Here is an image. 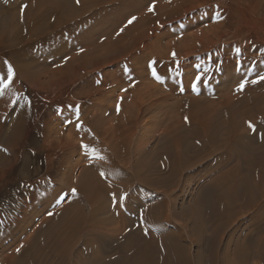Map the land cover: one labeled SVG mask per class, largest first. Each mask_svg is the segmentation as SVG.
Returning <instances> with one entry per match:
<instances>
[{"label":"rangeland","instance_id":"obj_1","mask_svg":"<svg viewBox=\"0 0 264 264\" xmlns=\"http://www.w3.org/2000/svg\"><path fill=\"white\" fill-rule=\"evenodd\" d=\"M31 1L35 4L44 2L46 5H50L51 3H49V1L58 0H0V17L5 9L7 12H12L13 14L19 9V18H22L24 15L21 14V7L19 4L31 5ZM62 1L70 2L69 5L74 9L75 13L73 16L74 19L72 18L69 22L60 25L58 30L60 32H64L66 28L67 30L75 28H80L81 30L73 35L63 36L59 49L65 51L62 52L60 50L63 56L60 54L57 61L53 63L52 66H45L43 63H37L30 68L34 69L36 66L35 69L31 71L34 72L36 76H41L42 79L50 71L51 67L56 68L57 72H64L67 68L66 64L69 57L76 56L80 54V52L82 53L84 50H88L90 47L100 48L102 44L104 46L111 43L112 40L119 37L120 34L117 35V33L132 16L137 17V19L131 25L124 27V30L129 27L131 28L136 22L139 23V21L149 13L147 9L151 3H155L156 8L154 9V13H159L161 17H166L168 5L172 2H180L181 0H105L106 3L102 5L94 4L98 2V0H91V3L90 0L89 2L87 0V4H90L92 7L85 12L86 14L80 13V4L77 3V0ZM80 1L81 0H79V2ZM188 2L193 3L189 6L190 11L188 10L184 14H177L178 18L172 20V22L167 21L166 23L164 22L165 19L163 24H159L158 26L154 22L151 26L143 22L131 29L130 33L125 35L122 39V43L124 44L125 42L127 44L130 42L131 44H129V46H132L131 41L136 32L142 30L146 31V36L141 41V47L139 46L136 51L130 52L134 54L129 53L130 55H126L127 57H124V59L121 58L120 61L115 62L116 64H109L104 67L103 70L101 69L102 71H100V69L91 70L89 68L86 72H79L74 78L76 85L74 84L75 87L73 90H75V93L74 91L73 93L75 97H73V101L76 103L69 110H49L42 102V92L32 83L13 80L9 87L4 89L9 97V101L12 99L9 104L8 116L6 115L5 118V124L9 123L14 117V114L18 111L19 103L17 102L19 98H21L25 100L27 104L32 105L30 107L32 118L35 117L39 111L43 110L44 115L41 116L39 120H46L48 123L47 125L42 124V127L40 125L37 131H43V129L44 131H49L51 129L54 130L56 135H52L50 138L47 137V140L43 143L38 139V133L34 130V132L32 131L35 138L38 139L36 142L39 144V149L34 155H31L32 157L30 156L25 159L28 168L25 167L24 179L20 187L22 192L21 198L24 200L27 199L28 201L24 213L25 224H23V230H26L23 231V239H27L26 241L28 242L31 241L35 235L34 229L38 225L42 226L51 219L53 220L55 217H52L60 213L61 209L70 203L72 197L73 199L79 197L77 198V203L79 208L83 211L85 223L82 220L78 227L79 230L73 234L74 237H72V239L74 238V240H71V242L76 243L75 246H77L73 256L82 255V257L87 256L88 258L91 256L99 258L116 256L119 252L118 248L121 251L122 249L127 251L134 246V244L138 243L141 245L144 240L142 237V229L147 226L153 227V225H155L180 235V241L188 255V264H216V260L220 261H218L217 264H236L234 256L232 254L231 256L229 253L230 251H225L224 254L223 251L224 249L231 250L238 244V248L246 246L244 248L251 249V251L249 249L248 253L252 255L249 256L250 258L247 259L246 263L243 262L242 264H264L258 254H253V250L257 249V247L254 246H256V244L258 245L260 239L264 237V229L262 231L258 229L259 224L264 223V216L258 215L259 211L264 206V195L262 196L263 198L261 197L260 204L251 209L247 214H244V217H238L237 222H235L236 227L233 225V227L229 228L234 230L231 231L227 229V232L225 231L226 233L224 232L221 238H219V242L213 240L212 225L207 215L202 213L198 206L200 205L198 201L200 181L201 186L204 184L210 186L216 182V178L219 179V177L224 176L225 173L229 174L233 170L240 168V166L245 167V160L253 158L250 151H247V146H261L263 143H261V141H264L263 137L260 135L254 139L244 138L245 142H242V146H236L238 149H236V147L232 149L229 148L230 146H227L228 143L225 144L227 140L223 139V136L220 137V135H222L221 132L215 138H218L217 140L220 139L216 144H207L203 142L202 139L201 141L197 139L194 140L193 138L191 139L189 135L187 136L184 133V127L182 128L181 125L184 123L183 126L187 127L191 122H194L192 118H194L195 121L196 119L198 120L193 123L195 126L198 125L196 127L197 129H204L207 121L211 118L214 123L213 125H218L219 122L223 121L225 118L220 120L221 116L218 118L219 115H216L217 109L220 110L223 106L222 104H224L222 100L225 102L230 96L233 97L234 95L240 94L242 91H237V88L242 81H249V83L246 84L247 86L252 80H256L258 75H264V0L254 1L257 3L253 11L254 20L251 18V20L244 22L239 17L233 19L238 23H233L231 28L239 29L240 34H244L248 38L246 42L248 51H242V49L239 48L241 50L239 54H237L236 49L229 50L224 44H220V46L217 44L211 49L209 48V50L200 52L201 43L207 41L205 37H202L200 32L201 30H205L206 27L209 28V24H212L213 18L210 16V9H205L201 1L188 0L175 7L176 9L178 7L186 8ZM154 13H149L148 15L153 16ZM10 15L12 14L10 13ZM47 39H51V36L48 33L41 32L27 40L32 42L34 49L39 50L41 48L38 45ZM25 41L26 40H23V43ZM86 41H88V43ZM161 43L163 45H161ZM168 43L183 45V48H181L182 51L189 55L186 57L180 55L178 50H176L178 51L176 52L170 48L171 45H169L168 48L165 47ZM196 44L199 45L195 48L194 45ZM218 47H221L222 50ZM81 49L83 50L81 51ZM101 49L98 51H102ZM193 49L198 50L196 51ZM69 50H71V52H69ZM171 53H175V57H173ZM128 60L129 62H127ZM238 60L242 64V68L239 71L236 70ZM152 61H156V64L149 67L148 64ZM58 62L60 63L58 64ZM114 70L115 73H113ZM153 70H155L156 74L160 77V81L156 80L152 75ZM114 74H117V76L115 75V77ZM196 76L201 77V82L197 85L198 90L193 91L192 84L196 82ZM117 78L119 80H117ZM181 88H183V92ZM76 94L81 95V98ZM34 99L37 101V109L33 107ZM40 100L41 103L39 102ZM117 104H119V111H117ZM195 104L197 106H193ZM183 105L185 106L182 107ZM187 111L189 114L186 113ZM188 115L189 118L186 117ZM77 116L79 117V124L82 125V127L77 126ZM185 117L188 118L189 120L187 119V121L190 122L189 124L187 123V126L185 125ZM64 118H66V120ZM117 122L119 125L116 124ZM115 125L118 127H115ZM242 127L247 129L246 126ZM173 131L175 132L172 135ZM102 132L103 134H107L103 136V134H100ZM182 132L184 136L186 135L183 139V144L185 142L187 145H194H189L190 149L183 162L184 165L182 168L187 165L188 168L184 169L176 178H172L168 170L161 169V165L164 163L165 153L168 151L175 152L179 149L176 147L177 145L173 144V136L181 134ZM68 139H70V141L73 140L71 143H76L74 144L75 147L72 149L73 151H69V154L67 149H64L67 147H63L64 140ZM114 139L117 140L114 142ZM186 141L188 143H186ZM117 144H120L119 147L116 146ZM243 144L246 146L244 147ZM82 145H88L89 149H95V155L86 156ZM47 146H49L50 149ZM199 146L203 147L201 148ZM41 147H43V149ZM51 148L53 150H51ZM240 148L243 150H240ZM65 152H67V157L64 154ZM97 156L103 159L95 158ZM109 156H111V158ZM57 157L58 161L59 159H63L64 161L60 168L59 166L57 168L55 167L57 164L56 162H58ZM224 158H227L226 160L229 162L226 161L227 163L225 162V165L223 164L222 167L218 169L215 167L216 170L212 169L218 164V160L221 161L224 160ZM19 159L23 160L22 157H19ZM37 161H40L39 163L41 164L38 170L33 167ZM113 163L118 166H113ZM193 164L195 166H193ZM212 164L214 165L212 166ZM62 166H64V168ZM101 172H104L106 176L102 177L100 175ZM139 177L141 181L147 183V188L143 189V187L140 188V186L138 187V185H136ZM18 180H20L18 175H14L10 179H7L4 184L0 185V191L15 185ZM94 180L97 181L99 188L97 190L98 192H93L92 199L88 200L84 197L82 198L77 193L72 195L71 188L77 183L83 181L94 185ZM37 181L42 183V191L34 198L33 195L31 196L30 187L32 183L36 184ZM85 187L89 188L88 186ZM113 194H115L117 198L122 197L123 194V196L127 195V200L123 199L120 200L118 205L114 204ZM61 198H63V202H58ZM151 204L158 213L154 221L151 220L152 218L143 215L146 207H150ZM17 206L18 204L15 201L13 208ZM49 213H52L53 216L49 215ZM199 214L202 216L200 217ZM141 216L143 217V221L140 219ZM195 216L198 217L195 218ZM128 225H132L129 230ZM209 226L210 228H208ZM24 227L26 228L24 229ZM238 227H240L239 231ZM13 230L15 231L17 229L14 228ZM31 232L33 233L31 234ZM30 236L32 238H30ZM69 236H72V234L70 233ZM149 237L151 240L152 237ZM129 238L131 242H129ZM45 239H47V237H40L43 243ZM220 239L222 241H220ZM254 240L255 242H253ZM239 241H243V244L238 243ZM214 242L217 244L215 245L217 248V255L215 256L209 253V249L214 245ZM16 245L17 244L14 243L10 251H14L13 249ZM46 251L47 250L42 254V257H44V254L46 256V258H43V262H45V264H57V260L53 257L50 258ZM12 254L9 255V258H11V256L12 258L14 257L15 254ZM5 255L6 253L0 254V264H6L5 261L7 260L4 261ZM1 256L4 257L1 258ZM26 259L28 261L25 260L21 264H31V260L28 258ZM73 259L75 260L74 257ZM80 264L86 263L82 262ZM87 264L89 263L87 262Z\"/></svg>","mask_w":264,"mask_h":264},{"label":"bare ground","instance_id":"obj_2","mask_svg":"<svg viewBox=\"0 0 264 264\" xmlns=\"http://www.w3.org/2000/svg\"><path fill=\"white\" fill-rule=\"evenodd\" d=\"M86 1L87 0H81L80 2H82V3L79 2V4H80L79 9H80L81 14L85 13L90 7H92L90 4H87ZM186 1H188V0H181L180 2H176V3L172 2L173 4L172 3L169 4L166 15H165L166 17H161L159 13H154L153 16H150V15H148L149 14L148 13L145 17H143V18L141 17L142 19L139 21V23L136 22L131 28L129 27L126 30H124L123 32H121L119 37L112 40L111 43H109L108 45L103 46V44L101 43L102 45L100 48L90 47L88 50H84V52H82V53L80 52V54H78V52H77L78 55H76V56L69 57L67 59V64H66L67 68H66V70H64V72H59V71L57 72L56 68L51 67L50 71L46 74V76L43 79L41 76L38 77L34 74V72L31 71V70H34L36 66L34 67V69H30V68L33 65H36L37 63H43V64H45V66L46 65L52 66L53 63H55L57 61V58L59 57V55L62 54L60 52V50L62 51V49H59V47L62 43L63 36L73 35L77 32H80V30H81L80 28H75V29H70V30H67V28H66L64 30V32H60L58 30V27L60 25L64 24L65 22H69V20H71L73 18L74 13H75L74 9L70 7V5H69L70 2H68V1H64V2L62 0L49 1V3H51L50 5H46L44 2H40L39 4H35L33 1H31L32 2L31 5H28L27 9L24 10V14H23L24 16H22L23 19L20 17L22 20L19 18V16H20L19 15V12H20L19 9H17V12H15L14 14L12 12H10L12 15H10V13L7 12V10L5 9L3 11L2 16L0 17V88H3V83L5 81V77L7 74V66L4 64V61L7 60L13 66V69L15 71V76L13 77V80L34 84L38 88V90H40L42 92V94H41L43 96L42 102H43V104L46 105V107H48L49 110L50 109H51V111L52 110H69L76 103V102L74 103V101H73V99H74L73 97H75L74 96L75 90H73L75 87L74 84L76 85V82H74V78H75V76H77V74L79 72H81V73L86 72L89 68L91 70H99L100 69V71H102L103 68L108 66L109 64L118 62L121 60V58L124 59V57H127L130 54H134V53H130V52H134V50L136 51V49H138L139 46L141 47V45H142L141 41L143 38H145L146 31L142 30L140 32L135 33V35L133 36V39L131 41L132 46H129V44H131L130 42L128 44L126 42H125V44L122 43V39L124 38V36L129 34L131 29L135 28L136 26H138V24L140 25L143 22H144V24L147 23L150 26L154 22L158 26L159 24H163V21L165 19L166 20L164 22H166V23H167V21L172 22V20H176L178 18L177 14H179V13L184 14V13H186V11H188V10L190 11L189 6H191L193 4L192 2H190V3L188 2V5L186 4L187 5L186 8L178 7L179 9L178 8L176 9V7H175V6H178V4H180L182 2H186ZM196 1H201L202 2L201 4L205 6V9H210V16L213 18L212 24H209V28L206 27L205 30H201V32L199 31L201 33L202 37H205V39H207V41L205 43H201V51L200 52H203L205 50H209V48L211 49L212 47L216 46L217 44H218V46H220V44H224L226 46V48L229 50L240 48V49H242V51L243 50H246V52L248 51V47H247V43H246L248 41L247 36L244 34H240L239 29L231 28V25L233 23H238V22L233 20V19H235V17L241 18V20H243L244 22L251 20V18H253V20H254L253 11H254V7L257 6V5H255V4H257L254 2L255 0H196ZM88 2H89V0H88ZM90 3H91V0H90ZM105 3H106L105 0H102V1L98 0V2H96L94 4L95 5H102ZM94 4H93V6H94ZM19 6L21 7L22 4L21 5L19 4ZM77 6H78V4H77ZM217 6H218V8H217ZM39 9H40V11H39ZM216 10H219L221 12V15H222V19H220L219 21H217L215 19V11ZM78 16H80V15H78ZM192 19H194V18H192ZM145 29H147V28H145ZM41 32L42 33H48L51 36V39H49V40L47 39L43 43L39 44L38 46L41 49L37 50V49H34L32 42L30 40H27V39H29L32 36H34L38 33H41ZM23 40H26V41L23 43ZM242 40H243V42H242ZM86 42L88 43V41H86ZM52 43H53V45H52ZM77 43H76V45H77ZM82 44H81V46H82ZM161 45H163V44L161 43ZM169 45H171L170 48L172 50H175V51L178 50L180 55L185 56V57L187 55H189V54H185L182 51L181 48H183V45H181V44L178 45L175 43H172V44L168 43L165 45V47L168 48ZM198 45L199 44H196V45H194V47L196 48ZM153 47H154V45H153ZM71 48H72V46H71ZM218 48L221 49V47H218ZM99 49H101L102 51H98ZM193 50H196V49H193ZM64 51H62V52H64ZM178 51H176V52H178ZM69 52H71V50H69ZM193 53H195V52H193ZM72 55H73V53H72ZM61 56H63V54ZM160 58H162V57H160ZM64 59H63V61H64ZM127 62H129V60ZM59 63L60 62H58V64ZM63 64H65V63H63ZM56 66H57V63H56ZM158 66H160V65H158ZM36 70H38V69H36ZM42 70H43V68H42ZM143 70H144V66H143ZM113 73H115V70ZM172 73H174V72H172ZM115 75L117 76V74H114V76ZM161 75H162V73H161ZM112 76H113V74H112ZM117 80H119V79L117 78ZM117 80H115V81H117ZM167 81H169V80H167ZM171 84H173V83H171ZM169 86H171V85H169ZM80 90L83 91L82 89H80ZM73 91H74V93H73ZM79 94H76V95H79ZM79 96L81 98V95H79ZM80 98H79V100H80ZM11 101H12V99H11ZM11 101H9V97L7 96L5 90L3 89L2 94H0V149H6V151L0 150V185L4 184L7 179H10L14 175H18V177L20 178V180H18V182L15 185H12L11 187L5 188V189L0 191V252H1L0 254L6 253L5 258H4V261L7 260V261H5L6 264H21V263H23V261L27 260L26 258L31 260V264H45V262H43V258H46L45 254L43 255L44 257H42V254L45 252V250H47L46 253H47V255L50 256V258L53 257L57 260L56 261L57 264H80L82 262H85L86 264H87V262L89 264H188V255L185 251L183 244L180 241V235L178 233L174 234L170 231H167V229H165V228H161V227H158L155 225H153V227L147 226V227H144L142 229L143 235L142 234L141 235H142L144 240L141 243V245H139L138 243L134 244V246L129 248L127 251H124V249H122V251H121L118 248L119 252L116 256H112V257L108 256V257H101V258L94 257V256H91L90 258H88L87 256L82 257V255L81 256H73V254L75 253V248L77 247V246H75L76 243L71 242V240H74V238L72 239V237H74L73 234L79 230L78 227H79V224L81 223L82 220L85 223V216L83 214V211L81 210V208H79L78 203H77V198H79V197L74 198V199L72 197V200L70 201V203L66 207H63L61 209L60 213H57L54 216L52 215L53 216L52 218L55 217L53 220L51 219L47 223H44V225H42V226H39V225L37 227L35 226L36 227V228L34 227L35 228L34 229L35 235L33 236V239H31V241L28 242V241H26L27 239H23L22 238L24 236L23 231L26 230L25 229L26 227H24L25 230H23V224H25L24 223V213H25V209L27 208V205H28L27 202L28 201H27V199L24 200L23 198H21L22 192L20 190V187L23 183L24 171L26 169L25 167H27L25 159L27 157H30L32 154L34 155V153H36L38 151L39 144H37L36 140L38 141V139H40V141L44 143L47 140V137H49V138L52 137V135H55V132H54V130H51V129L49 131H47V130L44 131V129H43V131H37V129L40 127V125L42 127L43 126L42 124L47 125V123H48V121H46V120H42V119H41L42 121L39 120L41 118V116L44 115L43 110L39 111L37 113V115H35V117L32 118L31 114H30V107L32 105L27 104L26 101L21 99V98H19L20 102L19 101L17 102V103H19L18 111L17 112L15 111L16 113L14 114V117L9 121V123L6 122L7 124H5V121H6L5 118H6V115L8 113L9 104L11 103ZM72 101H73V103H72ZM39 102L41 103V100ZM190 103H192V102H190ZM222 103H224V104H222L223 106L221 105L222 108L220 110L217 109L216 115H219L218 118H220V116H221L220 120L224 117L225 118L223 119V121H220L218 125L217 124L213 125L214 123H213V120H211L212 119L211 118L207 121V124L205 125L206 127L203 126L204 129H202V130L197 129L196 127L198 125L195 126V124H193V123L197 122L198 120L196 119V121H195V119L192 118V120H194V122H191L192 123L191 124L190 122L187 121L185 123L186 126L190 123L187 127L183 126L184 123L181 124L182 128L184 127L183 128L184 133L187 136L189 135V137H191V139L192 138L194 140L197 139L198 141H201V139H202V141L207 143V144L208 143L209 144H216L217 141H219L220 139L217 140L218 138L217 139H215V138L221 132L222 135H220V137L223 136V139L227 140V142H225V144L228 143L227 146H230L229 148H232V149L236 146L237 147L242 146V142H245L244 138L254 139V138L261 135V137H263V139H264V81H261L258 83H250L249 85L245 86L244 90L240 94L234 95L233 97L230 96V98L226 99L225 102H224V100H222ZM185 105H187V104H185ZM185 105H183L182 107H184ZM37 106H38L37 101L34 99L33 107H35V109H37L38 108ZM188 106H190V105H188ZM193 106H197V105L195 104ZM198 106H199V103H198ZM188 110H190V109H188ZM191 110H193V109H191ZM197 111H198V109H197ZM107 112H108V110H107ZM71 113H72V111H71ZM186 113L189 114L188 111ZM193 113H195V112H193ZM64 114H65V112H64ZM69 114H70V111H69ZM45 115H47V114H45ZM56 115H57V113H56ZM186 117L189 118V115ZM68 118H69V116H68ZM64 119L66 120V118H64ZM204 121H206V120H204ZM248 122H252L256 126L255 131H251L248 129ZM116 124L119 125L118 122ZM242 126H246L247 129H244ZM115 127H118V126L115 125ZM35 128H36V130H35ZM33 130L38 133V135H39L38 139L35 138V136L33 134V132H34ZM174 132L175 131L172 132V135ZM184 133L182 132L181 134L173 136V144L177 145L176 147L179 148L177 151H175V152H169L168 151L167 153H165V155L163 154L164 152L162 153L164 155L165 159H164V163L162 161L163 165H161V169L162 170H168V172L172 178H176L184 169L188 168V165L185 166L184 168H182V166L184 165L183 162H184L185 156L188 153V150L190 149L189 148L190 144L187 145V144H185V142H184L185 145L183 144V141H184L183 139L186 136V135L185 136L183 135ZM100 134H103V132ZM104 134H103V136H104ZM107 138H108V136H107ZM55 139H56V137H55ZM115 140H117V139H114L113 141L115 142ZM189 140H190V138H189ZM187 141H186V143H188ZM71 142H73V140H71V141H70V139L64 140V146L63 147H65V146L67 147L64 149H67L68 154H69V151H71L75 147L74 144H76V143L73 144ZM223 142H222V144H223ZM119 143H120V141H119ZM220 143H221V141H220ZM261 143H262V145L261 146L259 145V147H253L254 145L253 146H247V151L248 152L250 151V153L253 155V158L250 156L252 159L245 160V163H244L245 167L240 166V168L233 170L229 174L225 173V175L219 177V179L216 178V182L211 184L210 186L207 184H204L201 186V181L199 183L200 184V190L198 193V195H199L198 201H199L200 205H198V206L200 207L201 212L205 213L207 215L208 220L212 225V233H213V240L214 241L219 242V238H221V235H223L225 231L227 232V229L233 231L234 229L232 230L229 228L233 227V225L235 226V222H237L238 217H241L244 214H247L251 209H253L255 206L260 204V201L263 198L262 196L264 195V141L262 140ZM48 144H49V142H48ZM48 144H44V145H48ZM61 144H63V143H61ZM57 145H59V144H57ZM114 145H115V143H114ZM119 145L117 144L116 146L119 147ZM191 145H194V144H191ZM199 145H201V144H199ZM60 146H62V145H60ZM203 146H205V145H203ZM245 146L246 145H244V147ZM43 147H41V148L43 149ZM47 147L49 148V146H47ZM199 147H201V146H199ZM237 147H236V149H238ZM51 150H53V149L51 148ZM240 150H243V149L240 148ZM48 153H49V150H48ZM59 153H60V151H59ZM66 153L67 152H65L64 154L67 157ZM51 154H52V152H51ZM19 157H22L23 160H20ZM109 157L111 158V156H109ZM115 157H117V156H115ZM226 159L227 158H224V160H221V161L218 160L217 165H215L213 168L211 166L210 167L212 169L216 170L219 167H222V165L226 161H228ZM67 160H66V162H67ZM201 160H203V159H201ZM57 161H58V157H57ZM39 162L37 161L35 166H33L36 170H38L39 167L41 166V164ZM63 162H64L63 159L62 160L59 159V161L56 162L57 164L55 167L57 168L59 166V168H60V166L63 164ZM113 162H115V161H113ZM214 164H212V166ZM72 165H73V163H72ZM115 165H117V164H115ZM115 165L113 163V166H115ZM193 166H195V165L193 164ZM62 167L64 168V166H62ZM215 167H216V169H215ZM150 168H151V166H150ZM51 169H52V167H51ZM134 171H136V170H134ZM208 171H210V170H208ZM212 181H213V179H212ZM202 183H204V182H202ZM146 184L147 183L140 180V177H139L138 181L136 182V185H138V187L140 186V188L143 187V189L147 188L148 185H146ZM85 186H88L89 188H86ZM98 188L99 187L97 185V181L94 182V185L91 183H87V182L82 181V182L77 183L73 188H71V190L76 189V193L79 194L80 197H82V198L84 197V198L89 200V199H92L93 192H98L97 191ZM41 189H42V183H40L39 181H37L36 184L32 183V185L30 187L31 196L33 195V197L36 198L40 194V192L42 191ZM125 200H127V199H125ZM15 201L17 202L18 206L13 208ZM152 204L150 205V207L147 206L146 209L144 208L145 212L143 211L144 212L143 215L148 217V218L149 217L152 218L151 220L154 221L156 219L158 213L156 212V209H154V206L152 207ZM155 212H156V215H155ZM195 215H196V213H195ZM258 215L264 216V206H263V208H261ZM199 216H200V214H199ZM196 217H198V216H195V218ZM256 223H255V225H256ZM242 226H244V225H242ZM128 227H129L128 228V230H129V229H131L132 225L131 226L128 225ZM14 228H16L17 230L14 231L13 230ZM208 228H210V226ZM145 229L148 230V235L144 234ZM239 229H240V227H238V231H239ZM258 229H259V231L260 230L262 231L264 229V223L259 224ZM122 230H123V227H122ZM123 232H125V231H123ZM32 233L33 232H31V234ZM70 233L72 234V236H69ZM121 233H122V231H121ZM126 235H128V234H126ZM42 236L47 237V239H45L44 243L42 242V240H40V237H42ZM149 236L152 237L151 240H150ZM211 236H212V234H211ZM138 237H140V236H138ZM231 237H233V236H231ZM236 237H239V236L237 235ZM30 238H32V237L30 236ZM256 238H258V237H256ZM229 240H230V238H229ZM136 241H135V243H136ZM138 241H139V239H138ZM220 241H222V240L220 239ZM129 242H131L130 238H129ZM242 242L239 241L238 243H242ZM253 242H255V240ZM14 243L17 245L13 249L14 251H10V248ZM246 243L248 245L247 241H246ZM257 243H258V241H257ZM204 244H205V242H204ZM204 244H203V246H204ZM213 244L214 245L209 249V253L211 255L215 256V255H217V248L215 246L217 244L215 242ZM238 245L235 246L234 248H232L231 250H228V249H226V250L224 249V251L222 250L223 254L225 253V251L226 252L230 251L229 253H230V255L232 254L234 256L236 264H242L243 262L246 263L247 259L250 258L249 256L252 255L251 253L250 254L248 253L250 248H248V249L244 248L246 246H244L242 248L241 247L238 248ZM254 247H257V249L253 250L254 251L253 254H258L259 257L261 258L262 262L264 263V237L262 239H260L258 245L256 244V246H254ZM17 248L20 249L19 252H17ZM218 250L220 251L219 248H218ZM250 251H251V249H250ZM11 254L12 255L15 254L13 258H12V256H11V258H9V255H11ZM230 255H229V257H230ZM3 257L4 256H1V258H3ZM73 257L75 258V260L73 259ZM217 258H218V256H217ZM217 258H215V259H217ZM218 261L216 260L215 262L218 263Z\"/></svg>","mask_w":264,"mask_h":264},{"label":"snow or ice","instance_id":"obj_3","mask_svg":"<svg viewBox=\"0 0 264 264\" xmlns=\"http://www.w3.org/2000/svg\"><path fill=\"white\" fill-rule=\"evenodd\" d=\"M77 3H79V0H77ZM27 7H28L27 4H24V5L21 6V14L22 15H23L24 10L27 9ZM217 8H218V6H217ZM154 9H155V3H151L148 6L147 11L149 13H154ZM136 19H137V17L132 16L130 19L127 20V23L124 25V27H127L128 25H131ZM215 19L217 21L222 19V15H221V12L219 10L215 11ZM124 27H122L119 30L117 35H119L121 32L124 31ZM82 50L83 49H81V51ZM236 52H237V54H239L241 52V50L239 48H237ZM172 55H173V57H175V53H173ZM4 64L7 66V74H6V77H5V81L6 82L3 83V88H0V94H2L3 89H6V88L9 87V85L13 82V77L15 76V71L13 69V66L7 60L4 61ZM155 64H156V61H152L149 64V67H152ZM241 68H242V64L238 60L237 61L236 70L239 71ZM152 75L157 80L160 79V77L156 74L155 70H153ZM195 80H196V82L192 84V90L193 91H197L198 90L197 89V85L201 82V77L200 76H196ZM261 81H264V75H258L257 79L256 80H252L251 83H258V82H261ZM247 83H249V81H247V80H244L241 83H239L237 91H243ZM125 91H126V89H125ZM181 91H183V88H181ZM117 111H119V104H117ZM185 120L187 122V118H185ZM77 126L78 127H82V125L79 124V117L78 116H77ZM248 129L251 130V131H255L256 130V126L252 122H248ZM82 147L84 149V154L86 156H94L95 155V149H89L88 145H82ZM0 150L6 151V149H0ZM95 158L103 159L102 157H98V156L95 157ZM100 175L102 177L106 176V174L104 172H101ZM75 194H76V189H72V195H75ZM126 198H127L126 196H122L120 198H117L116 195L113 194V202H114V204H117V205L120 203V200H123V199H126ZM58 202H63V198L58 200ZM49 215H52V213H49ZM140 219H141V221H143V217L142 216L140 217ZM144 234L148 235V230L147 229H145V233ZM19 251H20V249L17 248V252H19Z\"/></svg>","mask_w":264,"mask_h":264}]
</instances>
